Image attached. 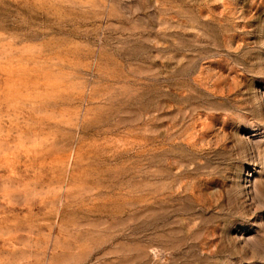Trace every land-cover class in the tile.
<instances>
[{"label":"rangeland","instance_id":"rangeland-1","mask_svg":"<svg viewBox=\"0 0 264 264\" xmlns=\"http://www.w3.org/2000/svg\"><path fill=\"white\" fill-rule=\"evenodd\" d=\"M0 264H264V0H0Z\"/></svg>","mask_w":264,"mask_h":264}]
</instances>
